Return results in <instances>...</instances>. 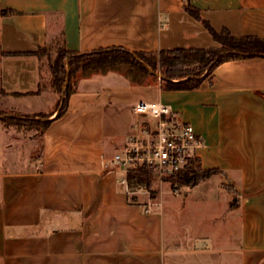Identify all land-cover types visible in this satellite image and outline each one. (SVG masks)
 <instances>
[{"label": "crops", "instance_id": "1", "mask_svg": "<svg viewBox=\"0 0 264 264\" xmlns=\"http://www.w3.org/2000/svg\"><path fill=\"white\" fill-rule=\"evenodd\" d=\"M209 27L264 38V0H0V110L49 121H0V264H264V56L224 61L193 89L164 88L160 72L80 76L60 115L36 54L217 47ZM141 100L191 123L192 157L215 171L173 188L146 165L155 191L130 183L145 164L113 158L160 120Z\"/></svg>", "mask_w": 264, "mask_h": 264}, {"label": "trees", "instance_id": "2", "mask_svg": "<svg viewBox=\"0 0 264 264\" xmlns=\"http://www.w3.org/2000/svg\"><path fill=\"white\" fill-rule=\"evenodd\" d=\"M187 8L197 13L190 4ZM217 47H179L160 51L129 50L124 47H111L92 52L76 53L59 48L55 60L51 63V81L62 94L61 115L67 107L68 96L74 90L73 83L78 77H89L96 73L118 71L130 77L134 83L144 84L156 80L161 72L162 86L167 89H193L201 85L222 62L246 57L264 56V38L257 36L233 35L227 28L220 31L209 27ZM47 48L39 49L36 54H45ZM184 78V79H183ZM5 114L0 110V115ZM6 115V114H5ZM3 121L15 126L46 127L45 119L4 116ZM215 170H201L196 159L189 158L182 170L170 174L165 180L171 181L172 187L178 184L195 185ZM156 174L146 165H135L128 169V180L134 184H144L153 193V181Z\"/></svg>", "mask_w": 264, "mask_h": 264}, {"label": "built area", "instance_id": "3", "mask_svg": "<svg viewBox=\"0 0 264 264\" xmlns=\"http://www.w3.org/2000/svg\"><path fill=\"white\" fill-rule=\"evenodd\" d=\"M134 110L158 117V128L147 141L131 137L125 150L114 156L113 163L154 166L162 176L185 168L194 150L203 144L194 126L189 122L176 120L171 114V107L160 102L141 100L134 106Z\"/></svg>", "mask_w": 264, "mask_h": 264}, {"label": "rangeland", "instance_id": "4", "mask_svg": "<svg viewBox=\"0 0 264 264\" xmlns=\"http://www.w3.org/2000/svg\"><path fill=\"white\" fill-rule=\"evenodd\" d=\"M58 52H59V48H47V50H46V56H45V58H47V60H48V58L50 59V64L55 60V58L57 57V55H58ZM160 72V71H159ZM160 74H161V72H160ZM4 116H6L5 114H1L0 115V121L2 120V119H4V118H6V117H4ZM21 118H23V117H21ZM29 118V117H28ZM155 185V182H153V186ZM164 186V185H163Z\"/></svg>", "mask_w": 264, "mask_h": 264}]
</instances>
